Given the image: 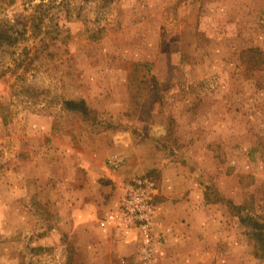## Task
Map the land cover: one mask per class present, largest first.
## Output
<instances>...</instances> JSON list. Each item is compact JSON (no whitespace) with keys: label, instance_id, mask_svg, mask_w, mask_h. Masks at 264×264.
Segmentation results:
<instances>
[{"label":"rangeland","instance_id":"1","mask_svg":"<svg viewBox=\"0 0 264 264\" xmlns=\"http://www.w3.org/2000/svg\"><path fill=\"white\" fill-rule=\"evenodd\" d=\"M0 33L5 262L118 264L101 228L58 235L57 195L107 206L146 176L155 199L197 193L188 225L156 205V264H264V0H0Z\"/></svg>","mask_w":264,"mask_h":264},{"label":"built area","instance_id":"2","mask_svg":"<svg viewBox=\"0 0 264 264\" xmlns=\"http://www.w3.org/2000/svg\"><path fill=\"white\" fill-rule=\"evenodd\" d=\"M123 159L108 160L111 169L122 166ZM154 182L146 176H135L126 182L114 206L105 212L102 225L112 230L120 245L130 250L125 258L132 264H156L164 245V237L154 230L157 213ZM120 258L121 263H125Z\"/></svg>","mask_w":264,"mask_h":264},{"label":"crops","instance_id":"3","mask_svg":"<svg viewBox=\"0 0 264 264\" xmlns=\"http://www.w3.org/2000/svg\"><path fill=\"white\" fill-rule=\"evenodd\" d=\"M105 186L104 192L107 193L108 189H110L107 185ZM103 186V187H104ZM186 197L187 200L185 201H180L178 203H173L171 201V197H163L161 196L162 192L159 191L158 197L155 199V204L159 209L166 207L167 204L171 205H182L184 207L183 211L186 216V225L187 223H192V220L194 218V212L196 210L195 206V200L194 197L196 196V191L195 189H190L186 190ZM175 195H182V192H175ZM101 195V193H100ZM121 195V194H120ZM200 196V194H198ZM61 196V197H60ZM85 198L82 194L81 191H61L60 194L57 195V208H58V213H60L61 219L57 223L58 227L55 229L58 233V235L61 234V236L67 235L69 238L72 237L74 240L75 246L78 247V238L81 233L84 232L85 237H89V241L92 240V233L93 230L97 231L100 230L101 232L99 237L96 239V241H93L90 246L93 250L95 249V245H97V249L99 250H109V259L112 262H116L118 264L121 263L120 258H125L126 256L129 255L130 250L127 248H124L120 245L119 241L117 240L116 234L112 231L109 230L108 228L104 227L102 225V217L105 212H108L110 208H112L116 202V199L112 201V203H107L108 205L106 206L103 201V196L100 197H94L92 198L91 196H86ZM198 197V196H197ZM109 199V198H108ZM101 205V207L99 206ZM100 207V208H99ZM88 210V211H85ZM33 213V212H32ZM29 211V223L30 220H33V215ZM161 217V213L159 214ZM163 228V234L164 237L166 238L167 236L169 237V232L170 229H164L165 226L166 228L169 227V224H164L161 225ZM160 227V226H159ZM161 230V227H160ZM89 233V234H88ZM168 233V235H166ZM81 236V235H80ZM91 242V241H90ZM167 243V239H166ZM78 251V250H77ZM100 251V252H101ZM30 252V250H29ZM80 250L78 251V253ZM30 255V254H29ZM0 258L1 261L0 264H8V261L5 262V257L3 256L2 253V248L0 250ZM81 259L77 256H75V262H79ZM125 263L121 264H132L131 260L127 257L124 259ZM80 264V263H78Z\"/></svg>","mask_w":264,"mask_h":264},{"label":"trees","instance_id":"4","mask_svg":"<svg viewBox=\"0 0 264 264\" xmlns=\"http://www.w3.org/2000/svg\"><path fill=\"white\" fill-rule=\"evenodd\" d=\"M1 35L2 34L0 33V38L2 37ZM63 105H65L66 109L71 110V111H79L81 113H86L87 111L86 105L82 99L81 100H65ZM262 226L264 228V225ZM262 226L259 227L258 233L260 234V237H263L262 241L264 242V229L262 228Z\"/></svg>","mask_w":264,"mask_h":264}]
</instances>
